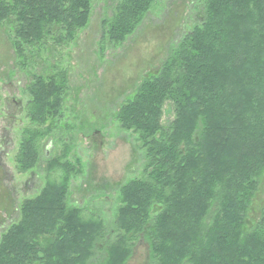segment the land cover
Instances as JSON below:
<instances>
[{"label":"trees","instance_id":"16d2710c","mask_svg":"<svg viewBox=\"0 0 264 264\" xmlns=\"http://www.w3.org/2000/svg\"><path fill=\"white\" fill-rule=\"evenodd\" d=\"M99 1L0 0V24L20 64L42 65L76 40ZM158 1L118 0L101 21L100 51L136 33ZM199 10L201 21L116 114L146 166L143 179L117 189L113 226L69 205L75 170L57 156L46 165L62 176L22 202L0 264H126L143 240L150 264H264V209L249 225L264 176V0H202ZM48 72L28 88L19 173L39 165L42 140L57 137L68 75L56 63ZM167 107L174 117L164 124Z\"/></svg>","mask_w":264,"mask_h":264},{"label":"rangeland","instance_id":"374dc122","mask_svg":"<svg viewBox=\"0 0 264 264\" xmlns=\"http://www.w3.org/2000/svg\"><path fill=\"white\" fill-rule=\"evenodd\" d=\"M117 1L97 2L89 25L76 40L44 56L47 62L42 65L20 64L11 30L0 24V240L19 221L22 202L38 196L48 180L57 181L62 176V171H49L46 163L52 158L67 154L65 159L75 170L69 205L82 209L84 217L102 218L110 227L116 217L119 186L144 178L145 158L137 135L123 130L116 114L139 86L159 71L171 49L201 21L202 0H159L136 33L122 45L106 46L101 52V21L112 16ZM52 63L68 75L62 116L56 124L57 137L42 140L39 165L19 173L16 156L23 131L30 124L26 116L28 88L34 75L51 74L48 71ZM173 117L172 109L167 107L164 124ZM263 209L264 176L249 210L250 227ZM99 262L95 258L90 264ZM126 264H150L147 242L134 246Z\"/></svg>","mask_w":264,"mask_h":264}]
</instances>
